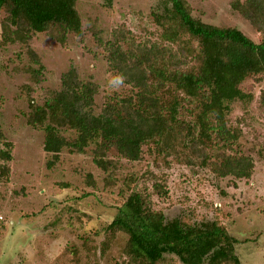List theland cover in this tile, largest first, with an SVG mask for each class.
Returning <instances> with one entry per match:
<instances>
[{
	"label": "rangeland",
	"instance_id": "obj_1",
	"mask_svg": "<svg viewBox=\"0 0 264 264\" xmlns=\"http://www.w3.org/2000/svg\"><path fill=\"white\" fill-rule=\"evenodd\" d=\"M187 1L193 15L204 22L237 27L253 40L261 39L232 7L235 0ZM160 4L161 0H114L112 5L77 0L82 34L69 33L64 44L48 32L32 34L27 44L14 41L2 28L5 12H0V149L10 142L12 156L9 161L0 158V172L2 165L10 168L8 175L0 174V264H129L122 253L126 235H118L105 253L102 242L130 190L145 186L154 209L168 219H216L237 240L241 264H264V78L246 79L243 88L250 97L233 102L228 115L229 124L241 130L238 150L254 161L249 179L220 177L209 167L189 165L184 156L158 155L147 146L137 161L110 149L107 159L114 168L106 173L93 161L95 144L81 153L64 148L55 159L44 149V129L27 122V98L41 105L49 91L61 88L62 75L71 67L82 80L98 85L97 113L112 93L129 92L125 83L118 89L107 86L115 73L106 42L121 31L135 44H153L159 27L152 12ZM4 37L8 43H2ZM29 50L45 67L38 83L27 72L38 67ZM25 85L31 87L28 96ZM61 133L75 136L70 130ZM130 176L136 182L128 189L124 180ZM154 183L163 184L167 194L156 193Z\"/></svg>",
	"mask_w": 264,
	"mask_h": 264
},
{
	"label": "trees",
	"instance_id": "obj_2",
	"mask_svg": "<svg viewBox=\"0 0 264 264\" xmlns=\"http://www.w3.org/2000/svg\"><path fill=\"white\" fill-rule=\"evenodd\" d=\"M76 1L0 0L2 28L24 44L38 32L64 44L69 33L82 34ZM232 7L259 33L258 42L237 27L195 17L187 0H161L152 12L159 27L153 44H135L121 31L106 42L110 70L131 87L125 95L112 93L97 113L98 85L71 67L61 88L49 91L41 105L28 97L27 122L46 132L45 151L58 159L64 148L81 153L95 144L94 163L111 173L110 149L137 161L147 146L158 155L184 156L189 165L209 167L220 177L249 179L254 161L238 150L241 130L229 124L228 115L233 102L250 97L243 88L246 79L264 78V0H235ZM29 57L38 67L26 70L38 83L45 67L31 50ZM25 87L28 96L31 87ZM63 129L75 136L63 135ZM4 144L0 158L9 161L11 143ZM9 171L2 165L0 174ZM134 182L131 176L124 180L128 189ZM153 186L159 195L168 192L163 184ZM120 234L127 236L122 253L129 264H241L237 240L226 226L216 219H168L154 209L146 186L132 188L119 206L101 252Z\"/></svg>",
	"mask_w": 264,
	"mask_h": 264
},
{
	"label": "clouds",
	"instance_id": "obj_3",
	"mask_svg": "<svg viewBox=\"0 0 264 264\" xmlns=\"http://www.w3.org/2000/svg\"><path fill=\"white\" fill-rule=\"evenodd\" d=\"M125 83V77L122 74H115L107 81V86L112 89H118Z\"/></svg>",
	"mask_w": 264,
	"mask_h": 264
}]
</instances>
